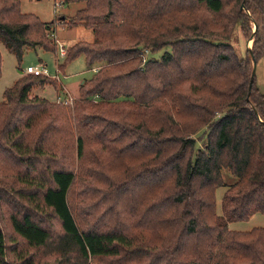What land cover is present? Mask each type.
Returning a JSON list of instances; mask_svg holds the SVG:
<instances>
[{
    "label": "trees",
    "instance_id": "obj_1",
    "mask_svg": "<svg viewBox=\"0 0 264 264\" xmlns=\"http://www.w3.org/2000/svg\"><path fill=\"white\" fill-rule=\"evenodd\" d=\"M73 2L84 6L67 24L94 38L71 44L60 69L80 54L98 66L73 106L30 94L44 74H21L0 101V171L16 165L6 180L20 184L4 190L0 264H264V226L228 225L264 212L256 76L250 88L264 0H62ZM236 25L254 39L248 56L229 42ZM48 27L19 0L0 7V42L19 62L26 47L56 52ZM1 66L0 49V77Z\"/></svg>",
    "mask_w": 264,
    "mask_h": 264
},
{
    "label": "rangeland",
    "instance_id": "obj_2",
    "mask_svg": "<svg viewBox=\"0 0 264 264\" xmlns=\"http://www.w3.org/2000/svg\"><path fill=\"white\" fill-rule=\"evenodd\" d=\"M62 0H19V10L22 14L31 12L40 17L44 23H49L48 29L45 30L49 38L56 44V52L43 49L41 46L26 47L24 50L21 62L17 60L16 55L11 52L3 42H0V49L2 53V74L0 77V101L4 100V90L6 87L11 86L20 75L22 70L23 75H29L26 71L28 65H38L45 67L48 74L47 77L51 79L49 83L39 84L36 83L31 91V95H39L46 97L49 101L56 103H66L73 106V101L78 98L81 84L85 83L93 71H96L98 66L89 68L84 54H80L71 60L64 68L60 69V63L65 61V55L61 53L67 49L71 44L79 39L93 40L94 33L91 28L79 24L71 27L67 24L69 17L73 16L76 10L84 6V2H73L69 4L60 3ZM13 3V0H0V7ZM254 24V23H252ZM254 29V25H253ZM174 39H171L172 41ZM169 41V42H170ZM236 49L239 56H248L249 50H252L254 39L245 36L241 30L240 25H236L233 35L229 40ZM172 46L170 43L166 44L158 50L151 48H144L145 61L149 58H161L167 51H170ZM41 75V74H40ZM256 84L259 89L264 93V55L257 59L256 66ZM83 81V82H82ZM48 85V86H47ZM46 88V89H45ZM99 98L98 94L93 96L94 100ZM207 131L203 127L195 134L197 137V144L202 145L204 135ZM67 147V144L65 145ZM72 154V150H69ZM66 155V152H65ZM5 162V159L0 156V165ZM10 172L0 171V225L4 228L7 236L11 233V228L8 223L6 213L7 204L4 202L5 191H10V188H17L20 184L17 182H7L6 178L11 175L9 180H14L15 174L12 170L17 166L10 164ZM224 174L227 181L236 179L228 169H224ZM227 185H221L216 189V209L217 213L223 214L222 198L227 189ZM230 229L235 230H249L254 226H264V212H256L249 219L235 220L228 223ZM89 264H109L108 261L94 262L90 261Z\"/></svg>",
    "mask_w": 264,
    "mask_h": 264
},
{
    "label": "built area",
    "instance_id": "obj_3",
    "mask_svg": "<svg viewBox=\"0 0 264 264\" xmlns=\"http://www.w3.org/2000/svg\"><path fill=\"white\" fill-rule=\"evenodd\" d=\"M60 3H62V1H60ZM61 53L63 55L66 54L64 49L61 50ZM26 71L28 73H32V74H35V75L48 74L45 67H41V66H38V65H35V66L34 65H28Z\"/></svg>",
    "mask_w": 264,
    "mask_h": 264
},
{
    "label": "water",
    "instance_id": "obj_4",
    "mask_svg": "<svg viewBox=\"0 0 264 264\" xmlns=\"http://www.w3.org/2000/svg\"><path fill=\"white\" fill-rule=\"evenodd\" d=\"M256 24H255V29H256ZM256 66H257V60L255 57H253V70H252V76H251V82H250V88L252 87L255 75H256Z\"/></svg>",
    "mask_w": 264,
    "mask_h": 264
},
{
    "label": "crops",
    "instance_id": "obj_5",
    "mask_svg": "<svg viewBox=\"0 0 264 264\" xmlns=\"http://www.w3.org/2000/svg\"><path fill=\"white\" fill-rule=\"evenodd\" d=\"M65 55V54H64ZM22 74V71L20 72V75ZM83 82V81H82ZM48 86V85H47ZM46 89V88H45ZM255 214V213H254Z\"/></svg>",
    "mask_w": 264,
    "mask_h": 264
}]
</instances>
